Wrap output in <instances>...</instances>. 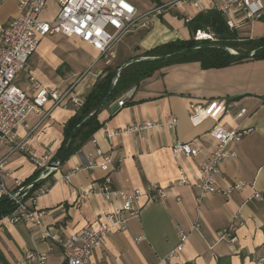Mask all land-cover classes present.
Here are the masks:
<instances>
[{
	"label": "crops",
	"instance_id": "obj_1",
	"mask_svg": "<svg viewBox=\"0 0 264 264\" xmlns=\"http://www.w3.org/2000/svg\"><path fill=\"white\" fill-rule=\"evenodd\" d=\"M129 1L140 13L150 11L158 3L151 0L145 10L139 0ZM188 10L195 18L199 15ZM59 11L57 0H49L40 17L52 20ZM20 13L19 0H0V25L8 24ZM179 16L182 17L179 10L168 12L144 27L148 32L141 38L136 56L170 41L190 39L192 33ZM221 16L226 22L228 15ZM254 25L255 22L248 30L245 21L233 32L237 37H247L249 33L253 40L259 39L252 34ZM98 57L97 51L78 38L43 37L30 58L31 74L39 87H33L25 72L16 77L15 85L34 97L41 89L64 93L75 85L73 95L86 99L108 72L109 66L98 62ZM89 69L92 76L86 79L83 75ZM121 98L126 100L123 107L117 105ZM214 100L225 101L228 106V113L220 120L224 128L249 131L231 146L238 156L222 163L219 187L228 189L237 182L246 187L230 196L210 194L198 203L195 185L203 156H174L172 148L178 142H193L204 147L206 154L213 152L214 141L208 132L215 122L208 119L195 126L190 115L193 106H206ZM242 110L245 114L239 116ZM77 112L69 103L45 119L43 114H32L17 128L13 139L0 146V160L5 159L4 183L9 192L17 189V181L27 184L35 180L56 161L64 145L65 125ZM172 117L178 120L174 128L166 125ZM98 120L102 127L41 186L47 192L38 197L36 206L44 212V224L69 237L84 225L97 223L101 212L113 210L117 204L100 195L81 201L79 195L97 188L108 175L119 190H146L155 184L173 189L167 190L162 202L145 204L125 230L110 234L102 248L93 252V264H264V60L220 69L205 70L199 62L161 68L104 106ZM149 121L158 126L111 138L107 135ZM21 144H26L28 151L18 148ZM98 149L112 156L115 170L73 172L89 162L100 163ZM37 162L43 165L38 166ZM67 175L69 182L64 179ZM182 179L186 182L181 183ZM255 192L262 198H254ZM139 203L144 204L145 198ZM26 204L31 206L29 201ZM197 223L201 227L194 230ZM180 228L188 239L180 258L169 260L168 254L180 243ZM34 231L27 221L12 223L7 216L0 219V264H37L26 261L27 253L33 251L46 255L45 264H64L60 245L34 236Z\"/></svg>",
	"mask_w": 264,
	"mask_h": 264
},
{
	"label": "built area",
	"instance_id": "obj_2",
	"mask_svg": "<svg viewBox=\"0 0 264 264\" xmlns=\"http://www.w3.org/2000/svg\"><path fill=\"white\" fill-rule=\"evenodd\" d=\"M48 1L19 0L20 15L8 24L0 25V146L11 141L17 128L25 124L32 114H43L45 119L53 110L67 107L69 103L77 109L84 105L85 99L73 95L75 85L64 93L41 89L35 97L15 85L16 77L25 72L29 75L33 87H39L31 74L30 58L37 51L43 37L62 35L78 38L99 53L97 59L99 61L102 57L113 58L114 46L130 30L147 27L173 9L181 12L186 24L195 18L188 9L194 10L196 14L215 11L221 15H228L226 24L232 32L240 29L245 21L252 25L256 20L264 18L263 0H158L156 6L145 13H140L129 0H57L60 5L57 16L52 20H43L40 16L47 8ZM231 12L233 16L229 15ZM245 38L252 39V36L251 34L247 37L238 36L237 41L241 42ZM193 39L198 42L219 41L210 28L196 30ZM228 51L238 54L235 49L228 48ZM254 52L251 51L250 54L253 55ZM49 103V107L46 108ZM125 103L126 100L121 98L117 105L123 107ZM226 113H228V106L225 101L214 100L206 106L192 108L190 120L193 125H200L208 119L215 122L208 132L214 141V150L211 154H206L204 147L193 142H178L172 148L174 156H203L199 166V178L195 185L198 203L210 194L220 193L230 196L246 187L243 182H237L228 189H222L218 184L222 173V163L233 161L238 156L236 148L231 146L240 142L249 132L245 128L233 130L224 128L220 120ZM244 114L245 110H242L239 116ZM177 122L178 120L172 117L166 125L174 128ZM156 126L158 125L149 121L107 132V135L111 138L124 132L135 133ZM25 145L21 144L18 148L28 151ZM97 155L101 159L100 163L89 162L85 168H76L73 172L94 168H100L106 173L115 170L111 155L105 154L101 149L97 150ZM37 164L43 165L38 162ZM4 166L5 159L0 160V198L16 193L13 201L17 205V209L7 216L8 219L12 223L27 221L35 229L34 236L59 244L63 250L64 264H93V252L102 248L110 234L125 230L129 220L138 216L145 204L162 202L166 199L167 190L173 189V187L164 188L155 184L146 190H119L113 186L111 178L107 175L97 188L81 191L79 199L83 201L91 195H100L106 201L115 202L117 205L113 210L101 212L97 223H88L71 236L63 237L54 227L44 224V212L36 206L38 197L45 194L47 189L41 188L33 194H29L30 191L19 194L18 191L26 184L17 181V189L9 192L4 183ZM64 179L69 182L70 175L65 176ZM185 182V179L181 180V183ZM253 197L262 198L257 192ZM141 198H145L144 204L139 203ZM27 201L31 203V206L26 204ZM200 227L197 223L193 229L199 230ZM179 237V245L167 256L169 260L180 258L183 252L188 234L180 228ZM140 240V238L137 239V241ZM26 261L45 264L47 257L43 253L33 251L27 253Z\"/></svg>",
	"mask_w": 264,
	"mask_h": 264
},
{
	"label": "trees",
	"instance_id": "obj_3",
	"mask_svg": "<svg viewBox=\"0 0 264 264\" xmlns=\"http://www.w3.org/2000/svg\"><path fill=\"white\" fill-rule=\"evenodd\" d=\"M187 25L192 33L190 39H177L147 50L141 56H136L134 60L138 58L147 59L129 64L121 70L118 77L117 73L121 67H117L113 70H110L108 67L107 74L95 84L92 91L86 97L84 105L78 109L76 115L65 125L64 145L62 146L56 160L68 145V149L61 159V164L65 163L88 139L92 137L96 131L102 127V124L98 120L100 112L95 113V111L107 95L115 78H117L116 85L104 106L116 100L118 97H121L126 91L134 86H137L143 79L151 77L155 71L167 66L199 62L201 67L207 70L226 68L249 60H264V37L256 40L245 38L241 42L237 41L238 37L229 29L221 14L218 12L213 11L206 14L201 13ZM207 28H210L211 31L215 33L219 39L218 42H198L193 39V34L196 30ZM218 45L235 50L238 49V56L218 47ZM251 51H255V54L248 57L247 55H249ZM168 55L171 56L166 57ZM85 119H87L85 124L78 129L73 139L68 143L72 132ZM37 173L39 174V171ZM45 181L42 184L37 185L29 194H33L40 189ZM16 209L17 205H15L12 200L0 202V219L12 214Z\"/></svg>",
	"mask_w": 264,
	"mask_h": 264
},
{
	"label": "rangeland",
	"instance_id": "obj_4",
	"mask_svg": "<svg viewBox=\"0 0 264 264\" xmlns=\"http://www.w3.org/2000/svg\"><path fill=\"white\" fill-rule=\"evenodd\" d=\"M141 3V6H143V9H147L151 6L152 2L151 0H139ZM177 11L176 9L171 10V13H175ZM178 19H182V17H178ZM183 21V20H182ZM248 24V30H250V23ZM167 27H171L169 24H166ZM183 26L187 28V30L191 33V30L189 26L185 23ZM148 32V29L139 27L133 30H130L128 33H126L120 41L114 46L113 52L114 57L112 58L109 56L108 58L102 57L98 62L104 63L105 66H109L113 69H116L117 67H122L126 63L132 61L135 59V56L137 53H139L138 49L141 47L139 42L142 37H144ZM253 35L258 37H264V19L256 20L254 25V31L252 32ZM249 36V33H248ZM235 51H238L235 50ZM109 60H112L109 62ZM86 76V79L92 76V72H90V69L87 70L83 77ZM85 79V80H86Z\"/></svg>",
	"mask_w": 264,
	"mask_h": 264
},
{
	"label": "water",
	"instance_id": "obj_5",
	"mask_svg": "<svg viewBox=\"0 0 264 264\" xmlns=\"http://www.w3.org/2000/svg\"><path fill=\"white\" fill-rule=\"evenodd\" d=\"M218 47L220 48H223L225 50L228 51V48L225 47V46H219ZM233 55H236L238 56V54H234V53H231ZM255 54V52H254ZM253 54V55H254ZM173 55H176V54H173ZM252 54H249L247 55L248 57H251L253 56ZM171 55H168L166 57H170ZM144 59H147V58H138L136 60H132L128 63H126L125 65H123L119 70H118V73H117V77L119 76L120 72L122 69H124L125 67H127L129 64L133 63V62H137V61H140V60H144ZM155 59V58H153ZM116 82H117V78L114 79L107 95L104 97V99L101 101V103L99 104L98 108L96 109L95 113H98L102 110L104 104L106 103L110 93L112 92V90L114 89L115 85H116ZM89 118V117H88ZM87 118V119H88ZM87 119H85L79 126H77V128L72 132L71 136H70V139H69V142L73 139L75 133L78 131V129H80L84 124L85 122L87 121ZM68 149V145L64 148L63 152L61 153L60 157L53 163H50L49 165H47V167L45 168V170L41 173V175H39L35 180H33L32 182L26 184L24 186V188H22L20 191H18L19 194H22L24 193L25 191H31L33 190L37 185H40L42 184L45 180H47L50 176H52L55 172L58 171V169L60 168V164H61V159L63 157V155L65 154V152L67 151ZM16 195V193H12V195H6V196H3L0 198V202L2 201H8V200H12L13 201V197Z\"/></svg>",
	"mask_w": 264,
	"mask_h": 264
},
{
	"label": "bare ground",
	"instance_id": "obj_6",
	"mask_svg": "<svg viewBox=\"0 0 264 264\" xmlns=\"http://www.w3.org/2000/svg\"><path fill=\"white\" fill-rule=\"evenodd\" d=\"M234 52V51H233Z\"/></svg>",
	"mask_w": 264,
	"mask_h": 264
}]
</instances>
